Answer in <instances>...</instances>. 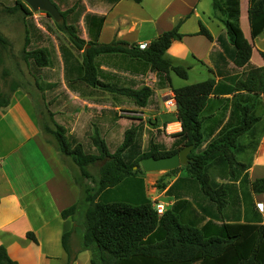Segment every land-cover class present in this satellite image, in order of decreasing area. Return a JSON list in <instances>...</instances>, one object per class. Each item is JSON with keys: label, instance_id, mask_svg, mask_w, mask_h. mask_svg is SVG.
I'll return each instance as SVG.
<instances>
[{"label": "trees", "instance_id": "16d2710c", "mask_svg": "<svg viewBox=\"0 0 264 264\" xmlns=\"http://www.w3.org/2000/svg\"><path fill=\"white\" fill-rule=\"evenodd\" d=\"M51 1L59 10V3ZM118 1L105 0L109 7ZM133 1L138 3L141 0ZM240 1L212 0L213 8L220 14L225 27V32L215 39L221 53L212 62L213 78L179 88L172 87L170 72L187 79V68L172 65L164 54L174 41L183 38L178 31L180 22L150 41L147 47L124 41L99 44L97 36L105 20L104 14L90 12L79 4L77 17L73 16L74 5L66 11H59L63 19L56 25L68 34L76 49H83L81 62L72 58L63 67L68 89L75 91L77 87H83L87 93L90 92L82 97H92L96 92L109 93L115 106L120 104L118 100L127 99L137 108L145 107L152 96V88L145 85L124 87L108 82L96 63L99 56L121 54L147 64L156 74L157 85L170 88L175 119L181 126L180 131L171 135L172 144L166 148L155 142L149 131L150 136L144 146L141 123L131 124L123 132L122 143L114 153L109 152L104 141L95 136L96 133L87 139L89 146L84 148L76 137L64 138L62 127H57V131L45 129L55 135L59 154L69 156L84 176L87 175V165L104 160L94 194H86L84 202L79 201L61 212L64 219L72 217L85 203L81 248L90 252V264H264V223L261 220H240L242 197L238 190L243 187H234L238 181L249 185L250 194L264 195V177L250 182L247 174L250 162L237 160V154L247 148L252 146L256 150L259 144V141H254L256 126L264 117V65L257 67L250 61L252 45L240 27ZM17 8L25 14L30 13L23 0H16L14 7L5 10L12 12ZM247 18L250 37L254 39L264 31V0H248ZM67 19L69 24L66 25ZM79 20L91 37L94 34V40L85 42L76 35ZM198 34L213 40L202 25ZM0 42L6 43L1 35ZM259 54L264 62V52ZM23 58L32 60L36 68L47 66L46 54L41 49L24 52ZM16 87L13 85L11 92ZM10 96V93L0 92V108L8 105ZM210 102L218 103V108H225L227 115L215 117L217 125L208 129L203 125L214 116L208 114ZM225 110L223 114H226ZM111 112L115 123L120 116L114 108ZM154 128L158 134L159 129L155 125ZM244 136L249 140L241 144L239 140ZM204 141V147L198 150ZM189 145L192 146L188 155L190 161L185 165L188 175L180 181L189 179L196 184L197 187L192 189L195 188L210 204L202 211L197 212L192 203L180 194L162 215L157 214L154 202L145 197L135 203L97 199L105 189L117 186L126 178L136 177L143 158L171 156ZM172 188L166 192L172 195ZM226 209L232 212L231 216L226 217ZM70 234L67 232L62 236L68 255L66 264L76 259V253L73 254L68 246ZM27 237L36 241L31 233H27ZM0 264H18L2 245Z\"/></svg>", "mask_w": 264, "mask_h": 264}, {"label": "crops", "instance_id": "0c3cea01", "mask_svg": "<svg viewBox=\"0 0 264 264\" xmlns=\"http://www.w3.org/2000/svg\"><path fill=\"white\" fill-rule=\"evenodd\" d=\"M93 1L99 0H91L90 3ZM100 1L106 4V10L94 11L105 15L97 43L124 41L129 44L144 45L180 22L178 31L183 34V38L174 41L165 51L164 57L172 65L185 67L188 71L196 69V63L207 68L212 74V62L221 53L215 39L225 32L220 14L213 8L212 1L210 4L212 9L210 6H203L204 0H141L138 3L133 0H119L111 7L105 0ZM247 8L248 0H241L240 27L245 38L252 45L251 63L261 67L264 62L259 52H264V49H256L258 54L255 57L253 39L250 41L246 36L248 30L250 35ZM200 25L208 30L213 38L212 41L198 34ZM263 34L264 31L259 36ZM98 58L99 67L108 82H115L124 87L135 85V88H139L145 85L152 88V96L143 108H146L150 102H155V106H159L160 95L164 91L168 90L172 95L170 88H161L157 85L156 74L147 64L121 54H108ZM190 59L192 63H189ZM173 74L170 72L171 85ZM184 84L183 86H186ZM64 86L67 88L66 85ZM179 87L182 86L174 88ZM17 91L12 92L8 105L0 108V245L5 247L8 256L18 264H66L68 255L62 244V236L71 232L68 246L73 254L76 253V259L71 264H90V252L82 250L81 237L79 238L76 233V215L65 219L61 217L64 209L79 202L81 191L59 152L43 134L29 95L25 93L18 97ZM66 92L76 98L79 96L84 100L87 98L81 96L87 93L84 88L82 90L77 87L71 92L67 88ZM110 98L114 104L111 96ZM118 101L120 104L130 103L127 99ZM120 104L113 107L115 111ZM218 107V103L208 104V114H213L214 118L206 120L204 128H214L217 125L215 117L227 115L225 108ZM224 110L226 114H223ZM160 118L167 121L175 119V108L173 117L161 115ZM166 126L168 133L170 127L175 128L173 132L181 129L176 119L173 123L168 122ZM263 146L264 134L249 161L250 168L247 174L250 182L264 177L251 179L249 175L253 167L264 168V162L261 161L263 158H260ZM258 162L263 165H259ZM181 178L179 175L175 177L168 187H177V182ZM184 182L197 187L189 179ZM234 187H249V185L239 184L237 181ZM179 191L183 190L173 191L174 194L170 196L171 205ZM193 191L197 194L194 199L185 191L181 195L183 199L192 203L197 212H200L210 204L196 192L195 188ZM247 196L250 197L248 202L253 214L261 216L263 212L258 210L256 204L264 205V195L251 193ZM261 221L264 223V220ZM27 233H31L36 241L29 239Z\"/></svg>", "mask_w": 264, "mask_h": 264}, {"label": "rangeland", "instance_id": "374dc122", "mask_svg": "<svg viewBox=\"0 0 264 264\" xmlns=\"http://www.w3.org/2000/svg\"><path fill=\"white\" fill-rule=\"evenodd\" d=\"M91 0H55L60 7L59 11H66L75 6L74 17H77L80 9L78 4L86 7L88 11H105L106 4L102 1ZM212 0H204L203 6L209 7ZM52 2V1H51ZM16 0H0V35L6 40L3 44L0 42V87L1 92L10 93L13 85H16L17 96L28 94L33 105L35 106L37 116L39 118L40 126L46 139L57 149V140L53 133L46 132L57 131V127H62L64 138L68 139L70 135L76 137L84 148L89 146L87 139L91 135L99 137L104 144L107 145L109 152L114 153L121 145L123 132L131 124L141 123L142 139L144 146L147 144L148 138L154 136L155 142L162 143L166 148L172 144L171 135L175 130L173 127L166 129V124L173 123L175 119L169 120L160 118L161 115L173 117L174 108L170 103L172 95L170 92L164 91L160 95L159 106H155V102H150L146 108H137L130 103H121L116 109L119 119L113 123L112 110L115 107L112 104L110 94L106 92H97L92 97L81 99L69 94L63 74V67L65 63L75 59L82 61L83 49L78 50L69 40L68 34L58 27L53 19L46 15L43 11L33 12L29 7L30 13L25 14L21 9L17 8L10 12L5 9L15 6ZM96 4V5H95ZM27 6V5H26ZM212 9V6H210ZM71 17V16H69ZM69 19V18H68ZM66 21V25L68 23ZM61 22V21H60ZM58 22V23H60ZM213 30H215L213 28ZM76 35L88 42L95 39L94 34L90 36V32L84 27L82 20L76 24ZM28 38V43L25 44V37ZM250 41L249 30L246 35ZM254 56L258 54L256 49H264V34L253 39ZM41 49L46 54L47 66L43 68H36L32 60H25L23 58L24 52ZM99 59V58H98ZM193 61L190 59L189 63ZM99 66L100 62L96 59ZM195 68L192 71L187 70V79L182 80L175 74L172 75V85L174 87L183 86L204 81L208 78H213V74L209 73L207 68L195 63ZM204 77H200V76ZM204 78V79H201ZM182 84V85H181ZM184 84V85H185ZM50 85V86H47ZM67 86V85H66ZM83 89V87H82ZM70 90V89H69ZM86 90V89H84ZM71 92V90H70ZM70 95V96H68ZM157 103V102H156ZM160 115V116H159ZM164 119V120H163ZM154 125L159 129L157 134ZM257 132L254 141L261 140L264 134V117L263 120L256 126ZM98 132V133H97ZM249 139L244 136L239 142L244 144ZM206 141V139H205ZM205 141L198 149H202ZM258 146V145H257ZM252 146L247 148L244 152L237 154V160L248 163L255 152ZM261 161L264 162V146L260 153ZM62 160L69 168L75 184L81 191L80 202H84L86 194H94L98 187L100 176V167L102 161H94L86 166L87 175L81 172V169L75 162L66 155H61ZM137 168H134L136 170ZM185 177L188 175L185 165L170 171L163 172H145L140 165V173L136 177H129L124 179L120 184L113 188L105 189L101 192L97 199L103 202L123 201V202H140L144 197L153 201L154 203L162 204L165 209L170 207L171 193H167L169 184L177 176ZM249 175L251 179L264 176V168L253 167ZM183 189L182 187H187ZM188 192L187 195L195 198L197 195L192 185L184 182V180L177 182V187L172 188L173 191ZM242 203L240 204V220L257 222L259 219L264 220V212L260 215H254L249 206L250 196L248 187H243L241 190ZM238 192V193H239ZM240 194V193H239ZM260 198H258L259 200ZM75 205V204H74ZM85 203H82L78 214L75 218V228L78 237L82 235V209ZM230 206H228L229 208ZM262 209V205L260 206ZM259 212V211H258ZM229 210H225V215L231 216ZM260 213V212H259Z\"/></svg>", "mask_w": 264, "mask_h": 264}, {"label": "water", "instance_id": "95a60500", "mask_svg": "<svg viewBox=\"0 0 264 264\" xmlns=\"http://www.w3.org/2000/svg\"><path fill=\"white\" fill-rule=\"evenodd\" d=\"M23 2L33 11H43L49 15L54 22L58 23L63 19L56 5L51 0H23ZM192 146H185L171 156L154 158H143L140 162L141 168L145 172H163L187 165L190 161L189 153ZM136 168V167H135Z\"/></svg>", "mask_w": 264, "mask_h": 264}, {"label": "built area", "instance_id": "2783aa9c", "mask_svg": "<svg viewBox=\"0 0 264 264\" xmlns=\"http://www.w3.org/2000/svg\"><path fill=\"white\" fill-rule=\"evenodd\" d=\"M148 45H149V43H146V44L143 45V47H147ZM170 103H171L173 106L175 105L173 99L170 100ZM260 157H261V156H260ZM260 163H261V162H260ZM258 164H259V162H258ZM259 165H263V164H259ZM262 204H263V203H258V204H256V206H257V208H258V210H259L260 212H264V209H262V208L260 207ZM154 207H155V210H156V212H157L158 215H162V214H163V212H164V210H165V207H164L162 204H160V203H154Z\"/></svg>", "mask_w": 264, "mask_h": 264}, {"label": "snow or ice", "instance_id": "6c2138e0", "mask_svg": "<svg viewBox=\"0 0 264 264\" xmlns=\"http://www.w3.org/2000/svg\"><path fill=\"white\" fill-rule=\"evenodd\" d=\"M262 207H264V205H262Z\"/></svg>", "mask_w": 264, "mask_h": 264}]
</instances>
